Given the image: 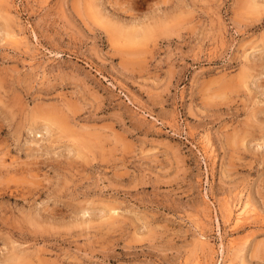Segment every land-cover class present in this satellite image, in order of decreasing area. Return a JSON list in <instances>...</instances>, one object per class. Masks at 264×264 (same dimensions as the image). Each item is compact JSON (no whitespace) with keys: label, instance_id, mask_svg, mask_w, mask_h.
<instances>
[{"label":"rangeland","instance_id":"1","mask_svg":"<svg viewBox=\"0 0 264 264\" xmlns=\"http://www.w3.org/2000/svg\"><path fill=\"white\" fill-rule=\"evenodd\" d=\"M0 264H264V0H0Z\"/></svg>","mask_w":264,"mask_h":264},{"label":"bare ground","instance_id":"2","mask_svg":"<svg viewBox=\"0 0 264 264\" xmlns=\"http://www.w3.org/2000/svg\"><path fill=\"white\" fill-rule=\"evenodd\" d=\"M12 33V32H11ZM6 36V35H5ZM19 38V37H18ZM14 40V39H13ZM206 146V145H205ZM248 206V205H247ZM228 207V206H227ZM235 209V208H234ZM250 212V210H249V208L247 209V207H245V208H242V209H240V211L237 213V215H236V217H234L235 219H234V224L235 225H240L241 223H242V221L246 218L245 216L248 214ZM253 212V211H252ZM251 212V213H252ZM225 213V212H224ZM231 213H233V212H231V210L230 209H227V218H228V216H230V214ZM248 215H253V214H248ZM255 215V214H254ZM257 216V215H256ZM226 218V217H225ZM253 219V218H252ZM218 225V224H217ZM220 235V234H219ZM231 245V244H230ZM233 245V244H232ZM232 248L234 247V246H231ZM231 262V261H230Z\"/></svg>","mask_w":264,"mask_h":264}]
</instances>
